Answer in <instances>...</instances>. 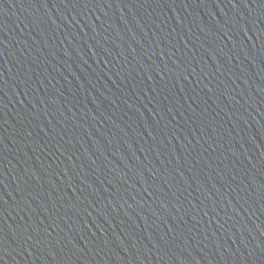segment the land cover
I'll use <instances>...</instances> for the list:
<instances>
[{
  "label": "water",
  "instance_id": "1",
  "mask_svg": "<svg viewBox=\"0 0 264 264\" xmlns=\"http://www.w3.org/2000/svg\"><path fill=\"white\" fill-rule=\"evenodd\" d=\"M0 264H264V0H0Z\"/></svg>",
  "mask_w": 264,
  "mask_h": 264
}]
</instances>
